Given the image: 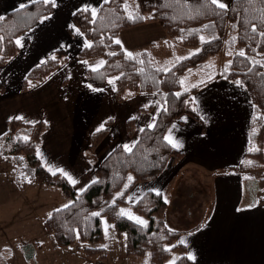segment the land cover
<instances>
[{
    "label": "trees",
    "instance_id": "obj_1",
    "mask_svg": "<svg viewBox=\"0 0 264 264\" xmlns=\"http://www.w3.org/2000/svg\"><path fill=\"white\" fill-rule=\"evenodd\" d=\"M132 1L136 3V8L131 11L129 4ZM125 3L127 12L124 10ZM52 11V3L38 0L0 17V67L17 54L16 38ZM71 19L88 41L77 58L100 59L103 62L97 68L85 70L87 84L99 89L113 82L117 102H123L131 92L153 93L161 106L159 114L152 126L138 133L130 150L117 146L110 151L96 166L95 179L80 191H76L63 175L53 174L41 165L37 150L41 135L48 128L43 120L35 123H24L17 118L7 120V129L0 135V158L10 159L16 165L14 176L19 189L40 182L47 187L59 188L71 198L68 207L52 210L43 221L44 230L57 246L67 247L77 241L90 245L101 243V218L107 217L115 232L126 237L125 252L128 256L143 257L146 264H166L171 254L180 249L183 254L174 264H191L183 246L177 242L180 232L165 225L166 202L162 195L147 191L135 201H128L127 195L135 184L156 178L168 163L182 158L183 153L165 140V132L183 115L200 121L191 105L192 96L211 78L223 77L241 82L254 106L245 161L231 168L244 171L261 166L264 36L260 32H264V0H232L225 9L217 8L210 0H109L100 5L94 22L91 12L84 9L75 11ZM146 20L159 22L169 38L196 49V52L177 60L166 70L154 66L148 51L133 55L132 59L127 58V51L115 40L120 31L143 24ZM253 26L257 28L256 33L252 32ZM227 28L234 32L233 37H229ZM201 36L204 42H201ZM225 37L230 43L241 46L240 51H244L246 57L239 56L238 50L226 65L223 64L219 75L212 74L216 72L214 70L203 79H206L205 82L189 84L188 88H184L181 83L184 78L206 68V61L220 53ZM67 60L66 53L57 50L28 71L21 81L20 91L25 92L32 83L43 81ZM253 61L257 63L253 64ZM3 89L4 85L0 82V90ZM111 123L112 120H107L103 129L90 134L88 154L107 137ZM126 132L128 136L133 135V119L126 121ZM259 183L264 189V178ZM123 206L145 217L146 226L121 215L120 208ZM93 213L99 215L94 216ZM82 250L87 258L98 255L105 259L103 247L85 246ZM24 256L27 262L36 264L30 249Z\"/></svg>",
    "mask_w": 264,
    "mask_h": 264
},
{
    "label": "crops",
    "instance_id": "obj_2",
    "mask_svg": "<svg viewBox=\"0 0 264 264\" xmlns=\"http://www.w3.org/2000/svg\"><path fill=\"white\" fill-rule=\"evenodd\" d=\"M35 1L38 0H0V17ZM103 2L55 0L51 14L40 18L35 26L16 38L21 41L17 54L0 67V82L4 85L3 91L0 90V135L6 131L9 119L17 118L24 123L43 120L48 128L41 135L38 159L47 171L63 175L71 184L75 181L77 191L95 179L96 166L111 150L117 146L130 150L138 133L152 126L160 112L153 93L131 92L123 102H117L113 82L99 89L87 84L85 70L94 59L77 58L88 41L71 17L85 8L97 12ZM156 31L164 35L159 22L146 20L120 31L117 39L123 38L133 48L139 47L137 54L159 52ZM143 32H150L151 36L144 37ZM57 50H63L68 60L46 79L32 83L27 91L21 92V81L28 71ZM100 65L101 60L95 67ZM191 105L200 121L183 115L164 135L171 146L176 145L173 147L183 153L182 158L168 163L156 178L135 184L127 199L135 201L152 191L166 201L165 193L168 194L171 200L165 208L168 228L180 232L177 242L183 246L187 258L194 257L189 259L191 264H264V189L259 183V189L243 190V173L264 167V112L261 114L263 162L258 168L237 171L231 167L245 161L254 113L246 89L223 77L211 78L193 94ZM145 108L148 110L144 111ZM130 118L135 124L132 136H128L125 125ZM109 119L112 120L109 134L88 154L90 134L103 129ZM209 181L211 191H208ZM34 183L19 189L20 192L35 186ZM185 183L189 198H194L197 191L204 215L194 226L182 231L180 222L171 215ZM39 191L43 193L42 189ZM36 219L31 213L24 217L25 224L32 221L28 226Z\"/></svg>",
    "mask_w": 264,
    "mask_h": 264
},
{
    "label": "rangeland",
    "instance_id": "obj_3",
    "mask_svg": "<svg viewBox=\"0 0 264 264\" xmlns=\"http://www.w3.org/2000/svg\"><path fill=\"white\" fill-rule=\"evenodd\" d=\"M231 1L232 0H221L227 7ZM129 6L131 11L135 10L136 3L132 1ZM227 32L229 37L234 36V32L228 31V28ZM163 33L166 38L165 40H163V34L159 31L155 32V39H158L156 41V47L159 52L147 53L149 59L153 61L157 69L166 70L177 60L188 57L196 52V49L185 47L182 42L169 38L165 31ZM143 34L144 37L151 36L150 32H143ZM118 40L136 56L139 47L133 48V44H127V41L123 38L118 37ZM238 50H242V47L238 44L235 45L230 43L228 37H225L220 53L210 57L206 61L208 64L206 68L197 71L186 79L184 78L183 87L188 88L189 84H198L214 70L216 72L212 74L219 75L223 64L226 65L230 61L232 54ZM229 53H231V55H229ZM153 58L156 60H153ZM97 61H100V59H94L89 62V68H97L95 67L97 66ZM134 126L133 119V128ZM1 162H3V164L2 167H0V254L3 258L0 257V264H31L27 262L24 256L28 249L31 250L36 264L147 263L146 259L143 257L128 256L126 254L124 235H118L115 232L113 224L109 222L107 217L101 218L103 229V240L101 243H92L90 245L89 243L77 241L75 244L67 247L57 246L51 235L44 230L43 221L52 210L64 207L70 203L71 198L65 196L59 188L47 187L40 182H35V186H31L30 188L27 187L24 191L22 190V192H20L15 183L14 175L16 173V165L10 159L2 160ZM243 178V190L245 192L259 189V180L264 178V167L244 172ZM208 185V191H211V181L208 182ZM40 189L43 190V193L39 191ZM74 189L76 190V187ZM192 189L195 188L192 187ZM182 190L183 192L178 197L177 201H175L178 206H173V211H175V213L171 216L180 222L179 229L184 231L194 226V224L203 217L204 213L203 208H200L202 207L201 200L198 203L199 195L196 194L197 191H195L194 198H189L190 195L186 192L189 188H186V183ZM170 191L169 189L168 192ZM169 198L168 194L165 193L166 204L169 203L170 205L171 200ZM122 209L126 213H130L132 216L138 217L146 222L145 217L139 216L128 206L120 208V212ZM30 213L32 217L37 219L31 226H28L32 221L25 224L24 217L28 216ZM167 216L168 214L165 212V225L168 227L170 224L167 221ZM105 229H107V235L105 234ZM8 233L13 235L14 238H11ZM23 243L27 244L22 245ZM85 246L103 247L105 249V259H101L98 255L87 258L82 250ZM182 254L180 249L175 250L167 259L166 264H173Z\"/></svg>",
    "mask_w": 264,
    "mask_h": 264
},
{
    "label": "snow or ice",
    "instance_id": "obj_4",
    "mask_svg": "<svg viewBox=\"0 0 264 264\" xmlns=\"http://www.w3.org/2000/svg\"><path fill=\"white\" fill-rule=\"evenodd\" d=\"M108 2H109V0H104V3H108ZM210 2H211V4L215 5V6H216L217 8H219V9H225V8L227 7L223 2H221V0H210ZM43 3H45V4L52 3L53 6H55V0H43ZM124 10H125L126 12L128 11V7H127V4H126V3H125V8H124ZM84 11H89V9L85 8ZM91 14H92V17H93V22H94L95 17H96V11H95L94 9L91 10ZM129 19H132V16H131V15H129ZM141 19H142V17H141ZM262 23H264V21H262ZM205 27H208V26H205ZM252 32H253V33H256V32H257V28H256V26H253V27H252ZM260 35H261V36H264V32H260ZM200 39H201V42H204V37H203V36H201ZM234 39H235V38H234ZM115 43H116L117 45H121V41L118 40V39L115 40ZM16 44H17L18 46H20V45H21V41L18 39V40L16 41ZM89 46H90V45H89ZM121 47H122V45H121ZM112 55H114V53H112ZM229 55H231V53H229ZM238 55L241 56V57H246V54H245L244 51H240V52L238 53ZM126 56H127V58H129V59H132V58H133V54H132L131 52H126ZM101 63H103V62H101ZM141 63H143V61H141ZM252 63L255 64V63H257V62H256V61H253ZM261 67H264V64H261ZM181 83H183V82H181ZM235 83H236L238 86H242L241 82H239V81H236ZM25 139H26V138H25ZM170 142H171V141H170ZM173 146H176V145H173ZM126 150H129V149H126ZM53 174H55V173H53ZM62 174H64V173L62 172ZM69 179H70V181H71V178H70V177H69ZM129 180H131V177H129ZM71 182H72L73 184H75V181H71ZM165 202H167V201H165ZM65 207H68V206L66 205ZM120 214H121V215H127L129 219L134 220L137 224H140V225L146 226V222H145V221L141 220V219L138 218V217H134V216H132L130 213H126L123 209L121 210V213H120ZM93 215L95 216V215H99V214H98V213H93ZM105 234L107 235V229H105ZM125 238H126V237H125ZM181 243H183V241H181ZM188 259H194V257L189 256ZM173 264H174V262H173Z\"/></svg>",
    "mask_w": 264,
    "mask_h": 264
}]
</instances>
